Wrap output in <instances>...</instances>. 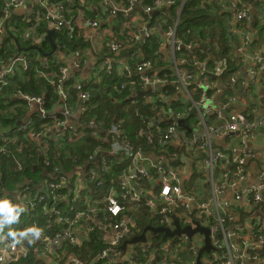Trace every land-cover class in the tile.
I'll return each mask as SVG.
<instances>
[{
  "label": "crops",
  "instance_id": "1",
  "mask_svg": "<svg viewBox=\"0 0 264 264\" xmlns=\"http://www.w3.org/2000/svg\"><path fill=\"white\" fill-rule=\"evenodd\" d=\"M39 1H41V5L38 4V0H31L29 2L24 0V4L21 7L12 8L9 6L10 0H0V44H3V38L7 37L3 25L5 22L3 19L5 18L6 22L10 23H12L13 20L18 21H16L19 33L18 36H16L19 43L18 49L21 48V50L25 53L29 51L30 48V46H25L23 43L25 41H28L32 46L37 45L42 41H52L54 39V41L50 43L52 45L55 44L56 46L54 48V46L52 47L51 45L53 50L57 48L56 51H52L53 57L50 58L49 56L39 54L37 61L42 67H45L49 63L57 64L62 61L64 63L62 66L67 67L68 69L67 77L62 81L65 82L69 81V79H73V84L71 86L75 87V89L76 84L78 83L83 84L85 88H87V83L91 86L99 85V88H101L100 82L103 76L101 70L104 69L106 60H100L99 55L105 53L106 51L109 54H112V50L108 45L109 43H119L124 48H129L131 47V40L135 34L142 35L145 30L153 29L156 35L158 30L160 32L163 30V26L161 24L162 22L172 21L173 24V22L178 20L181 23L182 10L184 9L180 8L179 3L177 2V5L174 6L176 9L175 12L171 9L173 6H168L164 7L161 11H155L154 14H145L142 9L136 7L133 10L135 12L139 11L137 13L129 11L127 13L119 12L116 15H112L110 13L113 8L112 6H117L121 9L127 8L126 5L128 0H108L112 3V6H107L104 0ZM55 1L68 3V5L66 4L63 9V16L67 21L71 22L70 27L64 26L60 28L47 21L35 24L37 26H28V23H31L29 20L35 15L37 7H40L41 10V7L43 6L49 10ZM154 1L155 0L152 2L154 3ZM195 1H198L201 6L210 5L213 10L217 9L216 12L211 10L213 13L210 15H213V17H215V21L217 23H221L222 27H214V24H209V21L202 16L195 20V25L197 24L199 28H202L203 33L197 30L196 33L198 34V38H192L200 55L199 57V55L196 54V59L193 56L194 60L204 66L207 64V60L211 57L213 48L215 49L211 41V35L214 37L219 32L218 29H221L223 31V38L226 41V47L220 48L222 54L221 57L225 56L234 62V65H232L233 67L230 69V71L233 72H227L223 75V78L225 79L222 83L220 82V93L212 95L213 99L210 105V116L206 119V121H201V119L197 116L196 111H189V107L191 106L190 98L185 96L180 90H176L174 87L175 83L173 81L163 79L161 83L153 86V88L144 87V89L137 90L136 92L134 89H130L128 98L130 97L133 99L134 96H141L145 93L147 95L146 101L149 102L148 107H151L152 104L156 103L155 100L159 102V107L158 105H154L153 108H150V110L147 108L149 113L147 121L151 123L148 128L146 126L144 133L147 134L149 128L156 124L165 126L170 125L171 123H177L179 125V130L181 131V133L177 134L178 137H173L168 144L158 143L156 145H152V148H148L147 150H143L141 148L136 149L129 141L135 148V151H140L142 153V158L138 161L139 166L141 164L143 167H146V162H149L146 158L148 157L155 163V165L161 167L159 172L151 170L149 176L142 177L139 181L133 182V185L146 195L145 202H147V206L149 207V211L153 219L157 217V212L155 209L153 210V207L156 208L157 206L155 205L161 203V198L159 197L161 186L160 181L165 174L168 175L171 170L177 172L181 185L185 191H191L198 195V202L201 200L208 201L211 197V186L207 176L210 167L206 165V161H209L210 158L215 156L218 152L226 151L229 153L236 150L237 153L239 152L241 154H245L246 158L243 178L239 180V184L236 187L224 190V195L221 196L222 200L230 197L231 195L242 194L246 191L247 187H255L264 183V126L259 128L254 136L247 139H243L239 134L222 136L218 132L210 134L207 133V131L212 132L213 130L211 129L218 128L224 123L218 116V111L222 114L242 111L246 112L247 115L253 119L261 118L264 115V67L258 66V70L254 73L251 72L254 66H257V62L254 57L255 55L261 58L262 62H264V20L261 19L262 14L264 13V0ZM220 2L224 3L225 6L219 4ZM228 7H243L246 9L247 17L244 20L239 21L236 18L237 15L234 13L229 17L223 16L224 13L222 11H226ZM153 19L155 20L154 22ZM88 20H97L99 22V26L95 28L94 26L88 25ZM41 27L46 29L41 30ZM49 31H53L54 37L51 36V39L47 37ZM57 32L63 33L61 37L55 36ZM71 32L77 33V35H79L77 38L84 39V41H86V45H80L79 47L76 45L77 48L75 49L64 44L65 35L70 34ZM29 37L30 39H28ZM182 37H184L183 33ZM145 39L148 40L149 38L145 37L141 40L143 41ZM14 41L17 42V40ZM157 50H159V46H157ZM160 50L163 55V60L170 61L173 59L172 53L168 48L161 47ZM129 52L130 51L128 50L121 51V53H119V55L115 57L112 62L114 73L121 76L119 80H124L127 75V69H131L136 65L129 61ZM76 62L80 64L77 68H75L74 65ZM6 63L7 62L0 65V71L6 68V66H4ZM178 63L180 64V68L182 70L186 72H194L193 74L195 78L192 81V86H198L201 80L199 77L200 69H189L186 65H183L181 61ZM155 71L159 73L160 69H156ZM42 72H40V74H42ZM14 76L15 75L12 77ZM19 76L23 75L19 74ZM178 78L179 75L173 77L172 80H176ZM234 78L235 81H233ZM104 80H102V83ZM237 82H239V85L242 87L239 91L233 90ZM206 84L207 82L202 80V87L205 88ZM60 87L61 93L65 92V90H70L69 82L66 85L61 83ZM85 91L88 92V88ZM21 94L22 92H17L9 102L6 101L0 104V127L3 128L4 132L10 137L11 143H16L24 135L32 136L29 133L22 132L21 127L25 121L33 120L36 116H38L39 108H41V105L37 102L30 103L27 101L25 103ZM154 95H160V97L155 98L154 100ZM73 100H77L75 105L68 104L66 100L62 98L59 103L53 105L52 110L49 112L50 117L62 115L60 121L63 122V125H60L59 128L53 127L50 133L52 139L57 142H65L66 139H68L67 134L71 135L72 133H75L78 137L83 135V132L81 131L85 127L82 122L84 103L79 98L78 93L76 95V99H74V97L72 98V101ZM1 118H5V120L7 118L8 121H4L3 125L1 124ZM181 120L182 123L180 122ZM93 124L94 122L91 121L89 127H93ZM119 126L120 124H113L110 131L116 127L120 128ZM143 127L144 126L142 125L140 126L139 132ZM135 128L134 132L135 134H138V130ZM94 135L97 136L98 134L94 133ZM98 137L101 138L99 135ZM194 137L197 138V142L189 143L190 139ZM69 139L73 140L74 138L70 136ZM42 140L43 139L36 141L38 143H42ZM104 156H106L104 152L99 151L95 153L94 156H91L89 162L69 172V179L67 178V180L70 182L72 180V185L76 188L77 186L79 187L83 184V176L85 173L89 175V171L91 169L98 171V165L103 161ZM116 161H111L109 167L112 169L117 166L119 170H122L120 180H123V178L127 175L129 176L132 170L136 167L134 166L135 162L131 163L130 158L125 153ZM92 164H95V166L91 167ZM106 164L108 165V160L106 161ZM214 167L216 170L218 165H214ZM226 169L232 171L233 167ZM100 174L101 173H99L98 177H100ZM28 181L29 179L26 178L25 183L27 184H24V187L29 189L30 185L28 184H31V181H29V183ZM46 181L47 180L43 179L37 183L34 193L35 195L45 188ZM111 187L106 194L101 196L102 198H99V201L104 203V197L110 193L114 195L118 194L117 196L120 195L119 185H113ZM28 194L31 195V192L28 191ZM75 194H78V190L75 191ZM261 194L262 201L258 204L252 205L242 202V208L234 207L232 209H226L231 215L236 217L235 226L240 225L243 221L247 220V218H249V220L254 218L256 221L264 223V187ZM4 195L13 198V201H17L19 206L22 208L23 200L20 198L19 191L15 192V194L13 192L12 194L5 193ZM90 201L91 199L88 202ZM128 201L133 202L132 200ZM128 201L126 202L130 203ZM195 207L196 206H193L194 209ZM129 211L132 216L128 219L133 224H130L131 230H133L138 226L136 216L139 210L136 207L131 208L130 206ZM2 215L3 213H0V216ZM176 215L180 217L185 216L182 212L177 213ZM156 220H159V217ZM144 221H146V219L142 218L141 222L145 223ZM180 221L183 222V218H181ZM170 224H172V222ZM2 225L3 224H0V227ZM159 225H161L160 221H157L156 224H151V226ZM100 227L104 234H106L105 231L107 232V238L113 234L117 235V233H119L117 229L110 225H101ZM78 231L79 237L83 236V232H81L80 229ZM149 234L153 233H147V243H128L125 249L121 248V252L115 258L116 264H137L133 263L132 260L137 254V248H143L145 244L151 243ZM134 235L137 234L130 232L129 236H126L125 240H129ZM262 240L264 241V236L262 237ZM203 245L204 242L199 245V250ZM239 245L240 243L238 244V248ZM183 246L184 247L182 248V252L180 254L181 256L173 254V258L177 259L176 257H178L179 259V257H181L186 260L184 261L185 264H195L197 260L196 256H194L191 252L193 249L191 247L189 248L190 243L187 242V245ZM205 255L207 256L206 259L204 258ZM156 258V255L152 256L148 259L147 264H154ZM200 260L201 264H207L206 261H209V254L207 251H204ZM175 261L176 260H174V262ZM248 263L264 264V258H260L259 261L254 260V262L252 261Z\"/></svg>",
  "mask_w": 264,
  "mask_h": 264
},
{
  "label": "trees",
  "instance_id": "2",
  "mask_svg": "<svg viewBox=\"0 0 264 264\" xmlns=\"http://www.w3.org/2000/svg\"><path fill=\"white\" fill-rule=\"evenodd\" d=\"M152 1L153 0H147L149 4H152ZM59 2L60 1H55L53 6L58 8V5H62L63 7H65L66 4L68 5L67 2ZM186 5L187 6L182 10L181 24L179 27V36L184 44L192 43L194 45L192 38H198L196 31L199 30L203 33L202 28H199V26L194 23L198 17H205L209 21V24H214V27H222V24L217 23L215 17L210 15L213 13L211 11L213 9L210 5L201 6L200 3L195 0L189 1ZM171 9L173 12L176 10L175 7ZM216 10L217 9H214L213 11L216 12ZM61 13L63 14V11ZM16 21L17 20L12 21L10 24L11 27L14 28L13 32L18 36V24ZM154 21L153 19V22ZM171 23L172 21H169V24ZM161 24L164 28L166 27V22H162ZM40 29L45 30L46 28L44 29L41 27ZM218 31L219 32L214 37L211 35V41L215 49L213 48L211 57L207 60L205 68L211 78L216 79L217 84L220 85V82L222 83L225 79L223 75L227 72H233L230 71V69L233 67L232 65H234V62L225 56L221 57L220 48L226 47V41L223 38V31L221 29H218ZM182 33L184 37H182ZM62 34V32H57L55 36L61 37ZM52 36L54 37L53 34ZM77 36L79 35L75 32L66 34L64 44L75 49L77 46L86 45V41L82 38H77ZM161 39L162 35L158 32L156 36L153 35L149 37L148 40L145 39L143 41L138 40L132 42L129 48H124L118 43L117 45L120 46L119 51H111L112 54L106 51L99 55L100 60L109 58L115 59L121 51L128 50L132 54L136 52L139 58H136L137 63L135 67L131 68V73L127 72L124 80L107 81L101 88H99V85L88 88L87 93L89 94V100L84 103V105L86 104L84 106L85 111L83 110L82 113V122L85 125L81 131L83 135L78 137L75 133L71 135L67 134L68 139H66L65 142H57L50 136L52 130L48 131L45 129L44 132L41 133L43 138L42 143H38L32 136L24 135L16 143L9 144L8 152L3 154L0 158V194L4 196L5 193L12 194L14 192L15 194L17 191L20 193V189L24 187V184H27L25 183L27 178L31 181V184L28 185H30L29 191L31 192L29 197L32 199V201H29L28 206L26 204L27 202L25 203L22 201L23 211L18 214L17 219L13 222L12 229H31L34 224H37L41 232L29 238L24 245L21 244L20 252L17 253L16 256H13L11 259L12 261H9L7 264H65L73 257L78 259L81 264H116L115 258L121 252V244L112 247L111 243L108 241L107 232L105 231L106 234H104L101 231V225L114 226L127 220L132 216L129 211L130 206L131 208L136 207L139 210L136 216L138 226L132 230L133 233L140 234L147 225L153 224V221H160V219L156 220L159 216L155 217V220L151 217L152 215L149 211V207L147 206V202H145L146 195L142 192L140 199L136 202H131L120 197L121 204L124 206V211L119 216H112L108 212V204L99 201V198H102L101 196L106 194L111 186L117 185L120 181L122 170H119L115 165L116 168H109V170H107L104 168L103 162L98 165L97 174L99 175V173H101V178H97V182L92 181L90 176L85 173L83 184L79 187L77 186V188L72 185V180L71 182L67 180L64 185L62 184V187L51 189L44 199L34 193L39 181L44 179L58 183L61 177L67 179L69 172L89 162L91 156H94V154L99 151L106 154L103 159H106V161L108 160V167L111 161L114 162L118 160V158H121L123 152L119 151L117 154L113 153V139L110 134V129L113 124H120V128L116 127V129L119 130L121 135L123 134L125 139L128 142L130 141L136 149L141 148L147 150L148 148H152V145L157 144L156 141L152 143L149 142L148 139L149 137L159 135L160 131L153 129L149 134H146L144 133V129L146 128V121L149 117L147 108L150 110L154 105H158L159 107V102L154 99L156 103L148 107L149 102L144 98L146 95L145 93L133 99L130 97L128 98V95L130 89H134L135 91L144 89L140 81L141 73L138 72V67L144 60L152 61L155 68H159L162 71L159 75H167L168 77L170 72L169 61L163 60L161 51L157 50V46L160 45ZM10 41L13 43L12 46L5 44L3 48L0 49V65L7 62L8 58L11 59L17 52L18 46L14 38H11ZM23 43H25V46H31L28 41ZM41 43V55L52 58L53 45L50 44L49 40L42 41ZM183 52L187 54L188 58L192 61L187 63L186 67L189 69H199V67L195 65L193 58L194 56L196 59L195 55H199L198 48L194 45L192 52ZM26 53L28 57L31 58L32 62L30 70L23 76H19V73H16L14 77L10 76L7 78V84L0 83V104L6 101L9 102L17 92H22V94L28 96L40 97L43 100V108L51 111L53 105L59 103L63 98L60 92V84L63 83L66 85L69 82L70 90L67 92V103L69 102L68 104L75 105L77 100L72 101V98L74 97V99H76L77 91L75 87L71 86L73 84V79H69V81L65 82L62 81L60 68L64 67L62 66L64 63L60 61L57 64L49 63L45 67H42L37 61L40 51L29 49ZM218 59H225L227 68L223 73L214 75L213 69ZM40 72H42V74H40ZM149 72V74H152V71L149 70ZM120 77L121 76H119V79ZM108 78H111V76ZM85 89L87 90V88ZM240 89H242V87L239 85V82H237L233 90L239 91ZM209 92L211 93L213 91L210 89ZM154 96L157 98V95ZM61 118L62 115L50 117L49 113L47 116L48 126L51 128L57 121H60ZM4 121L7 122L8 119L6 118L5 120V118H1V124H3ZM91 121L94 122L93 127H89ZM141 125L144 127L139 132ZM161 127L162 130H164L168 125ZM134 128L138 130V134H135ZM94 133L101 136V138H99L98 135H94ZM70 136L74 139L70 140ZM18 162L22 163L21 169L17 168ZM92 166H95V164H92L91 167ZM77 190L78 194H75ZM87 197L91 199L90 202L87 201ZM33 203L34 205L36 203L35 207ZM14 204L21 208L17 201H14ZM88 208L93 211H89L88 216L79 218L77 221L76 217L70 221H59V215L54 213V210H58L60 215H68L72 210L85 211ZM149 217L152 220L151 222L147 224L141 222L142 218L147 220ZM208 221H210V223L215 222L214 218H210ZM228 224L229 222L225 223V225ZM7 229L9 230L8 226L3 224L1 232ZM79 229L83 232V236L79 237ZM163 234V232L155 233L153 241H161L163 239ZM44 236L49 238L61 236V240L58 244H54L56 248L52 249L51 246H49L50 244L46 241L44 242ZM107 250H110L111 253L104 258H99V255ZM134 261H136L137 264H147L144 254L139 257L138 255L135 256Z\"/></svg>",
  "mask_w": 264,
  "mask_h": 264
},
{
  "label": "built area",
  "instance_id": "3",
  "mask_svg": "<svg viewBox=\"0 0 264 264\" xmlns=\"http://www.w3.org/2000/svg\"><path fill=\"white\" fill-rule=\"evenodd\" d=\"M52 2V0H48ZM106 5H111L112 3L108 0H104ZM115 1V0H113ZM191 0H155L153 4H149L146 0H128L127 8L121 9L117 6H112V10L110 13L112 15H116L119 12L127 13L129 11L135 12L133 9L140 8L145 14H154L155 11H161L164 7L175 6L177 2L179 3L180 8H185L187 3ZM24 4V0H10L9 6L12 8H19ZM38 4L41 5V1L38 0ZM225 6L224 3L220 2ZM59 7L56 9L55 6H51L49 10L47 8L37 7L35 11V15L30 18L29 21H36L40 23L41 21H47L51 24H54L57 27L71 26V22L67 21L63 14V6L58 5ZM139 9V10H140ZM224 13L223 16L229 17L233 13L237 15V19L239 21L244 20L247 17L246 9L241 8H233L228 7L226 11H222ZM261 19L264 20V13L262 14ZM6 22V18L4 19ZM166 22V27H163V30L158 32L162 35V40L159 45V50L161 47H166L172 53L173 59L171 63L169 62V74L167 75H159L162 71L160 70L157 73L155 70L159 68H155L152 61L144 60L141 65L138 67V72H140V81L142 86L145 88H153V86L158 85L163 81V79L173 81L175 83L174 87L176 90H180L184 93L185 96L190 98L189 111H196L197 116L201 119V121H206V119L210 116L211 111V101L212 95L219 94L220 89L217 84L216 79H212L210 74L207 73V70L203 64L195 61V65H197L200 69L199 77L200 82L198 86L193 87L192 81L194 80V72H186L180 68L181 61L183 65L192 62L188 55L183 51L190 53L193 51L194 45L192 43L184 44L179 36V27L180 22L176 20L173 24H169V21ZM7 23V22H6ZM88 25L94 26L97 28L99 26V22L97 20H88ZM152 27V26H151ZM150 27V28H151ZM158 32H156L158 34ZM156 36L153 29L145 30V32L141 34H135L131 43L134 41L141 40L143 38H149L151 36ZM164 41V42H163ZM109 47L112 51H119L120 46L116 43H110ZM161 51V50H160ZM135 58H138V54L135 52L133 54ZM255 61L257 62V66H254L251 71L254 73L258 66L264 67V62H262L261 58L257 55L254 56ZM107 69L111 71L113 60L108 59ZM29 57L27 54L16 56L14 59L7 64L4 70L0 71V83L7 84L6 77L9 74H13L16 71H21V69H15L16 67L22 65V69L26 70L29 67ZM259 64V65H258ZM75 68L79 67L80 64L78 62L74 63ZM227 68V62L225 59H218L216 64L214 65L213 73L214 75H218L223 73V71ZM130 70V69H129ZM131 73V71H129ZM152 71V74H149ZM60 72L62 74V80L67 77L68 69L67 67H61ZM179 75V78L176 80H172L173 77ZM202 80L206 81V87H202ZM235 81V78L233 79ZM123 87V86H122ZM78 96L82 101H86L89 98V94L84 91L83 86L77 84ZM213 92H209V90ZM30 103L37 102L41 105L40 112L42 114L45 113V109L42 106V100L37 97L28 96L26 94L23 95ZM63 97L67 99L66 93L63 92ZM160 95H157V98ZM145 100L147 95H145ZM153 98V97H152ZM155 99V96H154ZM234 99V98H233ZM85 108H83L84 110ZM234 111V110H233ZM69 114V113H67ZM200 115V116H199ZM218 116L223 120V124L220 127L211 129L212 132L207 131V133L218 132L222 136H227L229 134H239L243 139L250 138L254 136L255 133L264 126V115L261 118L253 119L247 115L246 112L242 111H234L229 112L227 114H222L218 111ZM151 122L146 121V126L150 125ZM58 125H63V122L59 121ZM159 130L160 134L156 136L149 137V142L154 143L155 141L158 143H166L168 144L173 137L177 136V134L181 133L179 130V125L177 123H171L168 127L162 130V127L158 124L149 128L148 134L151 130ZM113 143L112 148L114 153H118L119 151L125 153L129 158L131 163L135 162L136 166L129 176H125L123 180H121L119 184L120 195H114L112 193L106 195L104 197V201L108 204V212L112 216H119L124 211V206L120 202V197L126 200L138 201L141 197V193L137 191L133 186L132 182L139 181L142 177H147L150 174L151 170L158 171L161 170V167L155 165L148 157H146L149 162L146 167H143L141 164L138 165L139 159L142 158V153L140 151H135V148L125 139L123 134L119 132L116 128L110 131ZM34 139H39L40 134L32 133L31 134ZM209 136L208 134H206ZM178 137V136H177ZM11 142L10 137L5 133L0 131V157L3 154L8 152V144ZM186 142V141H185ZM197 142V138H191L189 143ZM104 166L106 165V160L102 161ZM245 163L246 158L245 154L237 153L236 150L227 153L226 151L218 152L215 156L211 157L209 161H206V165L210 167L207 176L210 183L211 189V197L208 201H197L198 195L191 191H185L181 182L179 180V176L176 171H169V174H165V176L160 181V193L159 197L161 198V203H159L156 208L153 207V210L157 212V216H159L161 225L171 226L173 229L174 226V216L179 217V219L183 218V222L180 221L182 226L187 224H192L194 220L198 221L201 226L208 227L211 230V242L213 245V249L209 252V261H206L207 264H249L248 262H254V260L259 261L260 258H264V241L262 237L264 236V223L256 221L254 218L252 220L243 221L240 225L235 226V216L231 215L229 211L226 209H232L234 207L242 208V202H246L248 204H258L262 201V189L264 187V183H261L255 187H247L246 191L242 194L231 195L226 199H221V196L224 195V190L234 188L239 184V180H241L244 176L245 171ZM214 165H218L215 167ZM221 167V168H220ZM232 171L227 170L226 168H232ZM18 169L22 168V163L18 162ZM89 176L92 181L97 182L98 174L97 171L91 169L89 171ZM67 179L65 177H61L58 183L50 182L47 180L45 182V188L42 191H39L37 194L42 199L45 198L46 194L51 191V189L62 187L66 183ZM29 189L24 187L21 189L20 198H22L23 202H27V206L29 201L32 199L28 194ZM0 199H8L13 203V199L11 197L1 196ZM34 205V203H33ZM36 206V203L34 207ZM193 206H196L195 209ZM89 211H93L88 208L85 211H77L72 210V212L68 215H60L58 210H54V213L59 215V221H70L74 217H76V221L79 218L88 216ZM184 213L185 216L180 217L176 215L177 213ZM193 214V216H190ZM210 218H214L215 222L210 223L208 221ZM172 222V224H170ZM226 222H229L228 225H225ZM131 225H133L129 219L124 220L120 224H116L113 227L117 229L119 233L117 235H111L108 238V241L112 246H117L120 242V239L126 238L127 235L132 232ZM196 226V225H195ZM116 231V232H117ZM38 232H41L39 226L34 224L32 229H21L16 230L15 232L10 233V235H2L0 237V264H7L9 261H12V257L16 256L17 253L20 252L21 244H25L27 240L31 237L37 235ZM164 237V235H163ZM45 241L50 244L49 246H53L54 244H58L61 240V236L49 238L44 236ZM123 242V241H122ZM187 242L190 243L189 248L191 247L193 250L191 251L194 256H196V260L199 255V245L204 242V235L201 233H195L192 238H189L186 234H182L179 236H173L166 239H162L159 242L153 241V237L151 238L150 244H145L143 247L147 255H149V251L152 248L157 249L158 252L163 251L166 255V259L163 258L158 264H185L184 258L176 257L173 258V254H177L181 256L182 250L180 247L183 245H187ZM239 248H238V244ZM122 244V243H121ZM204 246V245H203ZM202 246V247H203ZM184 247V246H183ZM201 247V248H202ZM143 251V250H142ZM144 252V251H143ZM110 250L104 251L99 255V258H104L110 254ZM113 253V252H112ZM204 253V252H203ZM202 253V254H203ZM157 255V254H156ZM185 255V254H184ZM183 255V257H184ZM173 258V261H172ZM174 260H176L174 262ZM65 264H81L78 259L71 258L70 261H67ZM157 264V262H156ZM197 264V261L196 263Z\"/></svg>",
  "mask_w": 264,
  "mask_h": 264
},
{
  "label": "clouds",
  "instance_id": "4",
  "mask_svg": "<svg viewBox=\"0 0 264 264\" xmlns=\"http://www.w3.org/2000/svg\"><path fill=\"white\" fill-rule=\"evenodd\" d=\"M14 21V20H13ZM7 25H8V27L10 28V29H13V27H11V24H10V22H7ZM15 39H17V38H15ZM53 41V40H52ZM15 43L17 44V46H18V44L19 43H17L16 41H15ZM110 44V43H109ZM108 44V45H109ZM5 44H4V42H3V44H1V47H0V49H2L3 48V46H4ZM21 47V46H20ZM17 49H18V47H17ZM57 49V48H56ZM56 49L55 50H53V52L54 51H56ZM19 50H20V52L18 53V51L13 55V57L11 58V59H7V63H6V65H4V66H7V64H9L10 63V61L12 60V59H14L16 56H19V55H25V54H27V53H25V52H23V50H21V48H19ZM5 53V52H4ZM129 57H130V59H129V61L130 62H132V64H136L137 63V60H136V58L133 56V54L131 53V52H129ZM138 58H139V56H138ZM109 59H111V58H109ZM111 60H114V59H111ZM108 59H106V64H105V67H104V69H102L101 70V72L103 73V76H102V80H104L103 81V83H102V80H101V82H100V86L102 87V85H104V83H106L107 81H117V80H119V75H116L115 73H114V69H112L111 71H109L106 67H107V63H108ZM28 64H29V67H28V69H26V70H23L22 69V65H20V66H18V67H16L15 69H21V71H16L15 73H13V74H9V75H7V77H6V81H7V78H9L10 76H13V75H15L16 73H19L20 75H24L28 70H30V68H31V64H32V62H31V58H29V62H28ZM128 70L129 69H127V72H128ZM129 71H131V69L129 70ZM105 72V73H104ZM109 76H111V78H108ZM78 84H80V83H78ZM102 84V85H101ZM81 86H83V89H84V91L86 90L85 89V86L83 85V84H80ZM91 85H89L88 83H87V88H89ZM76 87H77V84H76ZM76 91H77V93H78V90H77V88H76ZM60 92H61V87H60ZM67 92H68V90H65V93H66V96H68V94H67ZM87 92V91H86ZM136 92V91H135ZM62 94V97H63V93H61ZM24 94H21V97H23V101L26 103L28 100L23 96ZM77 95V94H76ZM135 97V96H134ZM63 99L64 100H66V102H67V100H68V97H67V99H65L64 97H63ZM82 100V99H81ZM89 100V99H88ZM88 100H86V101H82L83 103H85V102H87ZM29 102V101H28ZM69 103V102H68ZM43 104V103H42ZM86 105V104H85ZM84 105V106H85ZM43 106V105H42ZM85 108V107H84ZM49 112L50 111H48V110H45V113L44 114H42L41 112H40V108H39V115L38 116H36L33 120H29V121H25L24 122V124L22 125V132H25V133H29V134H32V133H35V134H37V133H39L40 134V137H39V139H36V140H41V139H43L42 138V135H41V133H43L44 132V130L45 129H47L48 131L49 130H51L53 127H55V128H59V125H58V122L59 121H57L51 128L48 126V123H47V116H48V114H49ZM0 131L2 132H4V130H3V128H1L0 127ZM11 143V142H10ZM9 143V144H10ZM9 144H8V146H9ZM7 146V147H8ZM2 156V155H1ZM1 158V157H0ZM104 168L105 169H107V170H109V168L110 167H108V165L106 164L105 166H104ZM100 178H101V174H100ZM120 182H121V180H120ZM120 182L117 184V185H119L120 184ZM136 182V181H135ZM116 185V186H117ZM132 186L137 190V191H139L140 193L142 192V191H140L138 188H136L134 185H133V182H132ZM111 189H112V187H111ZM1 196H3V194H0ZM5 196V195H4ZM6 197H8L9 198V196H6ZM13 199V198H12ZM105 203H106V201H104ZM23 211V209L22 208H19L17 205H15L11 200H8V199H0V213H3V215L2 216H0V224H6L7 226H8V228H9V230L7 229L6 231H3V232H1V230H0V237L2 236V235H10V233H12V232H15L16 230H13L12 229V223L13 222H15V220L17 219V217H18V214L20 213V212H22ZM0 228H2V226L0 227ZM22 229V228H21ZM21 229H19V230H21ZM25 229V228H24ZM32 229V228H31Z\"/></svg>",
  "mask_w": 264,
  "mask_h": 264
},
{
  "label": "water",
  "instance_id": "5",
  "mask_svg": "<svg viewBox=\"0 0 264 264\" xmlns=\"http://www.w3.org/2000/svg\"><path fill=\"white\" fill-rule=\"evenodd\" d=\"M31 0H26V2H29ZM53 34V31H49L47 37L49 39H51V36ZM17 40V39H15ZM54 48L56 47L55 44H53ZM207 46V45H206ZM182 123V120L180 121ZM190 216H193V214H191ZM196 225V226H195ZM174 226L175 228L173 229V227L171 226H165V225H160V226H147L143 232H141L140 234L134 235L132 238H130L129 240H124L123 243L121 244V248L125 249L128 245V243H147L148 241V232H152V233H158V232H163L164 237L163 239L169 238V237H173V236H179L182 234H186L189 238H192V236L195 233H201L204 235V246L200 249L199 251V255H198V259H197V264H201V255L204 251L209 252L211 249H213V245L211 242V230L208 227H204L201 226L199 224L198 221L194 220L192 224H187L185 226H182L180 223V219L177 216H174ZM129 236V235H127ZM131 236V235H130ZM51 248H55V246L53 245ZM157 262V258L154 262V264Z\"/></svg>",
  "mask_w": 264,
  "mask_h": 264
},
{
  "label": "rangeland",
  "instance_id": "6",
  "mask_svg": "<svg viewBox=\"0 0 264 264\" xmlns=\"http://www.w3.org/2000/svg\"><path fill=\"white\" fill-rule=\"evenodd\" d=\"M4 20V19H3ZM41 22H44V21H41ZM35 24H38L36 21H33V22H31V23H28V26H34ZM4 30H5V32H6V35H7V37H4L3 38V40H4V44H8L9 46H12V42L10 41V39L11 38H14V40H15V38H16V34L13 32V29H10L9 27H8V25H7V23L6 22H4ZM35 26H37V25H35ZM28 39H30V37L28 38ZM49 42L51 43L52 41L51 40H49ZM25 44V43H24ZM41 45H42V43H39V44H37V45H32V46H30V48L29 49H34V50H38V51H40V54L42 53V51H41ZM0 47H1V44H0ZM17 51H18V53L20 52V50L19 49H17ZM170 63H171V60L169 61ZM84 178H85V176H83ZM90 200V198L89 197H87V201H89ZM152 220H151V218L149 217L146 221H144L145 222V224H147L148 222H151ZM143 223V222H142ZM153 224H156V221H153L152 222ZM144 224V225H145ZM149 224H151V223H149ZM154 234L155 233H153V234H149V238H152V237H154ZM125 239L124 238H122V239H120V242H119V244L118 245H120L121 243H122V241H124ZM112 246V245H111ZM113 247V246H112ZM182 248H183V246H181L180 247V250H182ZM110 250H111V247H110ZM142 250L144 251L143 253H142ZM145 255L146 256V261L145 262H148V259H150L152 256H154V255H156V257L159 259V262L161 261V259L163 258L164 260L167 258L166 257V255L164 254V252L163 251H161L160 250V252H158L157 251V249H155V248H152V249H150V251H149V255H147V253L145 252V249L144 248H137V254H136V256L138 255V257L139 256H141V255ZM204 258L206 259L207 258V256L205 255L204 256ZM153 259V258H152ZM133 261V263H136V261H134V259L132 260ZM183 261H186V260H183Z\"/></svg>",
  "mask_w": 264,
  "mask_h": 264
}]
</instances>
